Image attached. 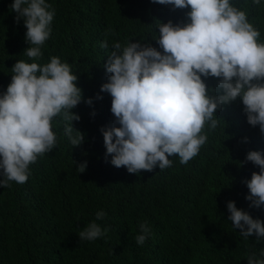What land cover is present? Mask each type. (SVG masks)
Instances as JSON below:
<instances>
[{
    "label": "trees",
    "instance_id": "trees-1",
    "mask_svg": "<svg viewBox=\"0 0 264 264\" xmlns=\"http://www.w3.org/2000/svg\"><path fill=\"white\" fill-rule=\"evenodd\" d=\"M46 2L55 16L39 62L58 56L78 76L82 100L72 112L81 119L72 123L84 134V142L73 147L57 116L53 151L30 165L26 183L0 188V264H247V254L259 257L264 238L245 239L228 220L227 203L232 201L264 221V206L249 207L243 183L259 172L246 155L264 153V134L247 123L242 101L215 113L217 128L208 131L205 126L208 141L187 165L174 157L171 168L136 175L112 166L111 156L105 161L100 129L111 126L115 117L111 96L100 88L107 82L104 65L112 44L140 41L161 50L153 40L156 23L185 22L189 9L173 11L171 5L151 0ZM232 2L246 11L264 41V0ZM12 3L0 0V93L6 91L18 60L32 62L23 54L29 46L26 28L23 20L16 22ZM105 40L109 47L102 49ZM205 83L213 89L218 81L208 78ZM97 94L103 99L96 100ZM85 162L86 170L79 173L77 166ZM98 211L106 213L104 219L96 220ZM93 221L107 228V234L80 240L79 231ZM141 223L151 230L142 246L135 241Z\"/></svg>",
    "mask_w": 264,
    "mask_h": 264
},
{
    "label": "clouds",
    "instance_id": "clouds-1",
    "mask_svg": "<svg viewBox=\"0 0 264 264\" xmlns=\"http://www.w3.org/2000/svg\"><path fill=\"white\" fill-rule=\"evenodd\" d=\"M151 2L171 5L173 11L189 9L186 21L156 23L158 36L153 40L162 51L140 41L112 44L104 65L107 82L100 88L111 96L110 111L115 117L111 126L100 129L105 161L111 156L112 166L136 175L171 168L174 157L187 165L208 141L205 126L215 130L220 122L215 113L237 100L242 101L247 123L259 126L264 134V41L246 11L232 0ZM11 10L17 23L23 20L29 45L23 54L32 62L18 60L6 91L0 93V188L26 183L30 165L53 151L58 143L53 131L57 116L64 121V135L73 147L84 142V134L72 123L81 119L72 112L82 100L78 76L58 56L39 62L52 32L55 9L46 0H13ZM100 47L107 49V40ZM208 78L217 79L215 88L205 83ZM95 99L103 97L97 94ZM86 103L91 106L93 101ZM246 161L259 172L243 181L249 190L245 199L249 207L260 209L264 206V153L249 151ZM86 167L85 162L76 170L83 173ZM227 210L228 220L242 237L264 238V221L253 219L232 201ZM105 216L98 211L96 220ZM139 229L135 241L142 246L151 230L146 223ZM107 231L93 221L78 236L94 241ZM247 264H264V250L259 257L255 252L247 254Z\"/></svg>",
    "mask_w": 264,
    "mask_h": 264
}]
</instances>
